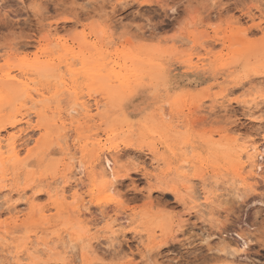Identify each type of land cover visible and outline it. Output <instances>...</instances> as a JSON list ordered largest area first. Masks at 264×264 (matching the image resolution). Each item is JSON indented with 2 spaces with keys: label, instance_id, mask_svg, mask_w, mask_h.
Returning <instances> with one entry per match:
<instances>
[{
  "label": "rangeland",
  "instance_id": "374dc122",
  "mask_svg": "<svg viewBox=\"0 0 264 264\" xmlns=\"http://www.w3.org/2000/svg\"><path fill=\"white\" fill-rule=\"evenodd\" d=\"M67 64L74 92L54 79ZM120 65L125 88L107 81ZM29 70L50 90L30 125L26 86L2 76ZM261 81L264 0H0V134L22 152H0V264H264ZM114 147L107 192L95 174ZM73 156L90 171L78 193Z\"/></svg>",
  "mask_w": 264,
  "mask_h": 264
},
{
  "label": "bare ground",
  "instance_id": "6f19581e",
  "mask_svg": "<svg viewBox=\"0 0 264 264\" xmlns=\"http://www.w3.org/2000/svg\"><path fill=\"white\" fill-rule=\"evenodd\" d=\"M243 43V42H242ZM40 57H41V55H39ZM38 57V56H37ZM40 57H38V58H36V60H35V63H37L38 64V62L40 61ZM190 59V58H189ZM27 61V60H26ZM25 61V62H26ZM28 62V61H27ZM31 63V62H30ZM27 65H33V64H29V63H26ZM37 64H35V65H37ZM67 67H69L70 66V64H67L66 65ZM72 66V65H71ZM69 67V74H67V70H65L66 71V76H65V72L64 73H62L61 72V68H62V66H60V69L58 70V74L57 75H55L54 77V79H58L57 80V86H59V87H65L66 89H67V91H69V92H74V91H76V89H77V87H80L81 88V86H77L76 87V82L79 80V78H78V75L80 74V73H78V72H76L74 69H72V67ZM38 67V66H37ZM124 67V65H120L119 66V70H117V68L115 69V70H113V72L109 75V76H107V77H109V78H107V81L108 82H111V81H113V80H117L123 87L125 86H127V85H129V83H130V81H129V77H126L125 76V79L123 80L122 79V75H121V73H120V70L122 71V68ZM45 68V67H44ZM32 72L33 71H31V70H29V71H22V72H20L18 75H12L11 76V74L12 73H7V74H4V75H2L3 76V78H5L6 80V82L8 81V82H10V83H16V84H24L25 86H26V92H25V94H26V96H27V101L25 102V105H24V107H26V106H28L29 107V103H30V109H28L27 111H26V119H27V121H26V124H28V125H30V122H31V117H32V113H30V111H34V110H36V108L38 107V105L40 104H42V103H45V101L47 100L46 99V94H48L49 92H50V90H48V89H46L45 87H40V86H38L39 84H38V82H36V80H34V78L32 77ZM97 72V71H96ZM44 74V73H43ZM56 74V73H55ZM85 74H87V72L85 73ZM95 74V73H94ZM68 75H70V76H72L71 77V79H67L66 77L68 76ZM98 74H96L95 76H97ZM73 76H74V78H73ZM99 76V75H98ZM102 76V75H101ZM104 76V75H103ZM39 77H41V76H39ZM80 77V76H79ZM100 78V77H99ZM1 80H3V79H1ZM101 81V80H100ZM107 81H105V82H107ZM3 82H4V80H3ZM7 82V83H8ZM257 82H258V80H257ZM262 82V81H261ZM102 83V82H101ZM256 83V82H255ZM38 84V85H37ZM252 84H253V82H252ZM7 86H8V84H6ZM110 85V84H109ZM249 85V84H248ZM251 86V85H250ZM258 86H260V85H257V87ZM124 87V88H125ZM261 87L263 88V90H264V82H262L261 83ZM129 88V87H128ZM3 89V88H2ZM54 89V88H53ZM250 90H251V92H249V94L247 95L248 97H249V95L250 94H252V92H254V90H255V88H253V87H251V88H249ZM257 89H260V88H257ZM92 90V89H91ZM64 91V90H63ZM92 91H95V90H92ZM92 91H91V93H92ZM245 93H247V92H245ZM256 93V92H255ZM254 93V94H255ZM259 93V91H257V94ZM24 94V93H23ZM24 94V95H25ZM95 95V94H94ZM94 95H93V97H94ZM91 96V95H90ZM96 96V95H95ZM251 96V95H250ZM1 97V96H0ZM24 98V97H23ZM80 98V97H79ZM83 98H84V96H83ZM87 98V97H86ZM99 98V97H98ZM255 98H257L258 99V97L257 96H255ZM255 98H252L254 101H256V99ZM36 99H38V100H36ZM104 99V98H103ZM103 99H101V100H95L96 101V103L94 104L95 105V107H96V109L97 110H99L103 105H104V103H103ZM105 100V99H104ZM48 101V100H47ZM109 102H110V100H109ZM257 102V101H256ZM258 102H259V100H258ZM46 104V103H45ZM248 104V103H247ZM255 104V103H254ZM249 105V104H248ZM257 106H258V104H256ZM73 106H78L77 104L76 105H72V107H71V112H72V108H73ZM82 106L83 107H85V109H89V102L88 103H83L82 104ZM255 106V105H254ZM260 106V105H259ZM258 106V107H259ZM43 107L44 108H46V107H48V106H45V105H43ZM80 107V106H79ZM91 107V106H90ZM93 107V106H92ZM250 107H252V106H250ZM75 108V107H74ZM82 107H80V109H81ZM257 108V107H256ZM42 109V108H41ZM84 109V110H85ZM253 109V108H252ZM35 112V111H34ZM75 113H76V111H74ZM93 112V111H92ZM251 112H252V110H251ZM36 113H37V111H36ZM70 113V112H69ZM89 113V112H88ZM256 113V112H255ZM23 115H25V114H23ZM67 115V117H70V116H68V114H66ZM70 115V114H69ZM66 118V117H65ZM54 119H55V117H54ZM58 119H59V117H58ZM61 119V118H60ZM22 120H24V118L22 119ZM69 120V119H68ZM72 120V119H71ZM64 121V120H63ZM74 122V121H73ZM72 124V123H71ZM77 125V124H76ZM17 128V127H16ZM261 130H262V128H261ZM66 132V131H65ZM62 134V133H61ZM58 135V134H57ZM56 135V136H57ZM4 136V135H3ZM17 138L18 137H16L15 135H13L12 137H9L8 138V141L6 140V142H8V144L5 146V147H7L9 150V152L11 153V154H13V152H14V154H13V157H12V159H17V161H19V162H21L20 161V156H21V154H22V152L21 151H16L17 150V148H18V140H17ZM19 138H21L22 139V137L21 136H19ZM68 138V137H67ZM70 138V137H69ZM65 139V138H64ZM71 139V138H70ZM31 141V140H30ZM108 141V140H107ZM29 142V141H28ZM65 142V141H64ZM66 142H68V140L66 141ZM244 142H246V141H244ZM257 142V141H256ZM4 143H5V140L3 139V137H2V135L0 134V152L4 149L3 147V145H4ZM26 143V142H25ZM246 143H250V142H246ZM252 143H254V142H252ZM22 144V143H21ZM31 144V143H30ZM25 145V144H24ZM67 145V144H66ZM76 145V144H75ZM92 145V144H91ZM250 145H252V144H250ZM248 146V144H247V146H245V150H246V155H247V158H249L251 161H252V163L253 164H255V162H256V159H258V157H260L262 154H263V152H261V151H259V149L257 148V147H254V145L253 146ZM256 145V144H255ZM69 146V145H68ZM19 147H22L21 145H19ZM24 147V146H23ZM92 147V146H91ZM7 148H5V149H7ZM70 148V147H69ZM4 149V150H5ZM68 149V148H67ZM91 150V149H90ZM8 151L6 150V153H8ZM16 151V152H15ZM22 151H24L23 149H22ZM115 151H116V149H115V147L114 148H112L109 152H107V153H105V154H103V162H104V170L103 171H101V173L100 174H95L96 176L97 175H99V178H100V180H101V182L99 181V183H100V187H101V189H103V190H105V191H113V189L115 188V184H116V182H117V178H118V173H119V169H120V165H119V162H118V159L119 158H117V157H121L120 155L118 156V153H119V150H118V148H117V153H115ZM5 153V154H6ZM9 153V154H10ZM79 154V153H78ZM3 155H4V153H3ZM7 157H8V155H7ZM262 157V156H261ZM2 160H3V162H4V164L8 161L9 162V160H10V157H9V160H7V158L6 157H3L2 158ZM70 161H71V166H72V171H71V173H72V176L74 175V176H78V180H77V182H79V184H77V186H75V188L77 187V189H78V191L76 190V192L78 193L81 189H82V187L84 186L83 184H84V182H85V180L84 179H87V178H89V174H90V171L88 172V168L85 166V164L82 162V161H80V158H78V157H76V156H73V157H70ZM69 162V161H68ZM185 162H187V161H185ZM258 162H259V160H258ZM70 163V162H69ZM22 164H23V162H22ZM26 164V163H25ZM101 164V163H100ZM187 164H189V162H187ZM103 165V164H102ZM26 166V165H25ZM97 166H99V165H97ZM101 166V165H100ZM99 166V167H100ZM253 168L255 167L256 168V173H260L261 171V169H262V167H261V164H259V163H256L255 165H251ZM95 167H96V165H94V166H91V168L92 169H95ZM98 169V168H97ZM97 169H95L96 171H97ZM257 170L258 171H260V172H257ZM251 174V173H250ZM249 174V175H250ZM94 175V174H93ZM73 176V177H74ZM96 176H94L95 178H96ZM90 177H91V175H90ZM65 178V177H64ZM75 178V177H74ZM92 178V177H91ZM98 179V178H97ZM68 180V179H67ZM95 180V179H94ZM59 181V180H58ZM97 181V180H96ZM7 182V181H6ZM60 182V181H59ZM68 183V182H67ZM58 184V183H57ZM6 185V184H5ZM59 185V184H58ZM7 187V186H6ZM11 187V186H10ZM28 188V187H27ZM59 188H60V186H59ZM62 188V187H61ZM55 189V188H54ZM56 189H57V187H56ZM58 190V189H57ZM116 190V189H115ZM114 190V191H115ZM59 191V190H58ZM61 192H62V194L64 195V198H66L65 196L67 195V189L66 188H63L62 190H60ZM104 191V192H105ZM70 192V191H69ZM106 192V193H107ZM6 193V192H5ZM77 193H75V195L73 196V199L74 200H78L79 198H78V195H77ZM36 194H34V196H35ZM1 196V195H0ZM5 196H6V194H5ZM13 196V195H12ZM17 196V195H16ZM2 197H4V195H2ZM22 197V196H21ZM23 198V197H22ZM25 198V197H24ZM9 200V199H8ZM71 203V202H70ZM75 203V202H74ZM72 204H73V202H72ZM202 206V205H201ZM77 207H80V208H82V210H78V212L79 213H84V211H88L90 208L87 206V203H85L84 201L80 204V206H77ZM19 208V207H18ZM79 208V209H80ZM101 208V207H100ZM14 210H16L15 208H14ZM13 210V211H14ZM18 211H20V209H18ZM71 211V210H70ZM11 212V211H10ZM16 212V211H15ZM39 212V211H38ZM78 212L75 210V213H77V215H78ZM88 212H90V210L88 211ZM17 213V212H16ZM73 213V212H72ZM86 213V212H85ZM18 214V213H17ZM103 214H105V213H103ZM74 215H76V214H74ZM83 215V214H82ZM85 215V214H84ZM106 215V214H105ZM105 215H104V217H102L101 218V220H105V219H107V217H105ZM18 216V215H17ZM86 216V215H85ZM101 216V215H100ZM78 217H79V215H78ZM80 217H81V215H80ZM84 217V216H83ZM113 221V223H109V225L107 226V231L109 232V230L111 231V233L112 234H114V233H116L117 231L116 230H114V228L115 227H118L117 226V224L120 222H117V219L116 220H112ZM127 222L129 223L130 222V219H128V218H125V220H123L122 222H120L119 224H120V226L121 227H123L125 224H127ZM46 223V222H45ZM117 223V224H116ZM122 223H125V224H122ZM116 224V225H115ZM98 226V225H97ZM99 228V227H98ZM119 229H120V227H118ZM74 229V228H73ZM81 229V228H80ZM83 229H84V227H83ZM116 229V228H115ZM82 230V229H81ZM93 230V229H92ZM85 231V230H84ZM104 231V230H103ZM110 235V234H109ZM113 236H115V235H113ZM109 241V240H108ZM112 241V240H111ZM246 242V241H245ZM247 243V242H246ZM246 243H244V244H246ZM35 244V243H34ZM37 245H39V244H37ZM62 245V244H61ZM64 245V244H63ZM62 245V246H63ZM66 246V245H65ZM44 247V246H43ZM55 247H56V245H55ZM54 247V248H55ZM83 247H86L87 248V245H84ZM38 247L36 246H34L32 243H30L29 245H28V251H31V253L29 254V256H28V258H29V262H30V259H32V257L34 258V259H37V258H39V256H38V249H37ZM86 248H84V249H86ZM10 249V248H9ZM45 250H46V248H44ZM8 250V249H7ZM40 250V249H39ZM65 250H66V248H65ZM71 250V249H70ZM41 251V250H40ZM87 251V250H86ZM2 252V251H1ZM22 252H24V251H22ZM22 252H18L17 254H16V256H17V259H18V264H24L23 262L24 261H26V259L27 258H24L25 257V255H21L20 253H22ZM74 252V251H73ZM11 253V252H10ZM39 253H42V252H39ZM9 254V253H8ZM23 254V253H22ZM51 254V253H50ZM85 255V254H84ZM9 256V255H8ZM66 256V255H65ZM13 258H15V257H13ZM62 258V257H61ZM65 258V257H64ZM68 257H66L65 258V260L67 259ZM8 259V258H7ZM9 260V259H8ZM60 260V259H59ZM62 261H64V259L62 258L61 259ZM68 260V259H67ZM35 261V260H34ZM32 262H33V259H32ZM31 262V263H32ZM61 262V261H60ZM10 264V263H9ZM57 264V263H56Z\"/></svg>",
  "mask_w": 264,
  "mask_h": 264
}]
</instances>
